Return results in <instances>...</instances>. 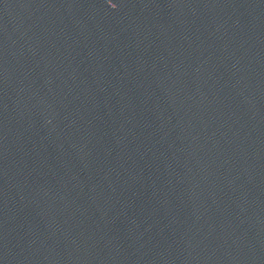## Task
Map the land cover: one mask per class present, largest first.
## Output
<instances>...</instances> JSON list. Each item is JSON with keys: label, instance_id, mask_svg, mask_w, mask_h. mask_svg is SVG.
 <instances>
[{"label": "water", "instance_id": "95a60500", "mask_svg": "<svg viewBox=\"0 0 264 264\" xmlns=\"http://www.w3.org/2000/svg\"><path fill=\"white\" fill-rule=\"evenodd\" d=\"M0 264H264V0H0Z\"/></svg>", "mask_w": 264, "mask_h": 264}]
</instances>
